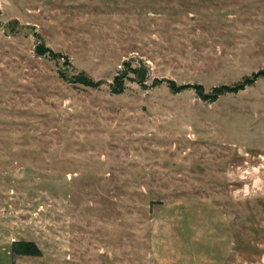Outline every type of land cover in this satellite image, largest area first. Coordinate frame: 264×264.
<instances>
[{
    "label": "rangeland",
    "instance_id": "374dc122",
    "mask_svg": "<svg viewBox=\"0 0 264 264\" xmlns=\"http://www.w3.org/2000/svg\"><path fill=\"white\" fill-rule=\"evenodd\" d=\"M35 33L102 84L62 79ZM129 60L148 80L112 93ZM260 69L264 0H0V264H164L158 223L180 249V210L197 221L200 201L229 223L221 264H264V76L214 101L152 85L209 92ZM203 210L189 238L220 247L223 225ZM15 239L41 255H13Z\"/></svg>",
    "mask_w": 264,
    "mask_h": 264
},
{
    "label": "trees",
    "instance_id": "16d2710c",
    "mask_svg": "<svg viewBox=\"0 0 264 264\" xmlns=\"http://www.w3.org/2000/svg\"><path fill=\"white\" fill-rule=\"evenodd\" d=\"M18 25L19 23L17 20H11L3 24V27L6 28L8 31H15L19 28ZM34 35L36 36V38H38V41L34 47V52L36 55L47 56L53 60H60L62 61V63L64 62L67 66L66 70H59L60 77L62 79L67 82L78 83L86 87L93 88L99 87L102 84L101 80L93 79L84 71H76L74 66H72L69 61H63L62 58H65L64 55H62L60 52H55L50 47L46 46L39 39L40 36L37 33H35ZM123 64L124 68L117 72L111 82H108V86L111 88V92L116 94L123 92L127 81L136 82L138 85L144 87L145 82L149 78V69L147 68V66L142 62H139L138 64H132L131 60L124 61ZM263 76L264 69H260L256 72H252L251 74L244 76L241 80L233 83L232 85L221 84L213 86L209 90V92H205L203 85L200 83L177 84L173 79L165 78H153L152 85L158 86L162 83H166L167 88L172 93H178L192 89L194 93L202 100L214 101L221 95H224L226 93H235L244 89L246 86L253 84L258 78ZM10 252L13 255H41V250L34 241L24 239H15L11 241Z\"/></svg>",
    "mask_w": 264,
    "mask_h": 264
},
{
    "label": "crops",
    "instance_id": "0c3cea01",
    "mask_svg": "<svg viewBox=\"0 0 264 264\" xmlns=\"http://www.w3.org/2000/svg\"><path fill=\"white\" fill-rule=\"evenodd\" d=\"M198 203V202H197ZM197 205V204H196ZM205 207H210L212 210H214L217 214L214 216V220L217 219L218 223H221L223 225L222 232L220 234V238L223 242L222 246H215L214 239L210 242L208 248H203L202 250H198L194 242H191V239L189 238V229L187 227V222H192L191 229L197 230V227H200L202 222L204 220V216L201 215L203 213V209ZM198 209H199V219L197 221L188 220L184 216L186 213L183 210H180V227L181 231L179 230L176 234L175 241L178 243L179 248L177 249L176 246H172V244L169 246L165 244L164 242V233H165V225L167 224L165 220L160 221L158 223L157 231L155 232V236L153 237V244H152V250L154 256L161 259V262L164 264H221L229 253V247H230V239L231 235L228 234L231 233L229 223L226 219V216H224L223 212L215 205L209 204V202H203L200 201L198 203ZM165 214V213H164ZM196 226V227H195ZM156 227V226H155ZM220 240V239H219ZM218 240V241H219ZM187 241L190 243V249L187 248ZM227 245V249H226ZM217 253H220L219 257ZM225 257H224V256Z\"/></svg>",
    "mask_w": 264,
    "mask_h": 264
}]
</instances>
